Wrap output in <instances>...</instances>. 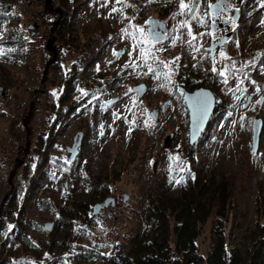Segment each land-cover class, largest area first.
Returning a JSON list of instances; mask_svg holds the SVG:
<instances>
[{"label": "rangeland", "instance_id": "374dc122", "mask_svg": "<svg viewBox=\"0 0 264 264\" xmlns=\"http://www.w3.org/2000/svg\"><path fill=\"white\" fill-rule=\"evenodd\" d=\"M226 1L227 12L215 19L208 15V0H199L196 16L203 20L201 26L197 20L175 15L176 0H68L65 6L60 0H52L53 8H61L67 17L54 33L56 62L43 83L45 63L52 57L45 46L57 14L45 12L44 0H0V87L4 93L0 97V204L10 190L7 178L14 161L23 155L22 119L28 114L29 105L33 103L29 122L32 146L26 160L32 155L37 136L51 120L49 96L64 92L78 116L62 128L51 152L68 162L66 147L72 146L74 137L82 132L79 151L86 143L91 157L87 174L92 180L106 178L105 198H115L113 207L104 209L82 236L70 241L69 250H55L64 256L66 264H93L73 255L87 249L115 254L143 231L149 192L169 185L164 170L179 160L181 148L191 147L187 138L185 144L175 148L171 138L173 130L181 125L186 126L188 135V123L175 92L185 82L225 98L221 110L229 111L220 114L214 136L205 141L204 167L208 177L216 181L225 178L233 204L246 214L237 235L245 250L255 222L256 190L259 186L264 188V0H247L244 12V1ZM152 18L168 28L164 39L157 43L148 37V22ZM181 22L191 27L195 40L188 36L187 28L179 27ZM34 25L37 28L32 35L29 26ZM137 28H143L149 39L143 47L150 49L148 64L157 70L159 79L144 65L141 46L134 48L137 41L132 36L140 35ZM10 31L17 41L10 40ZM227 34L230 36L225 44L213 49L211 57L208 47ZM87 57L91 60L82 69ZM225 70V76L218 74ZM162 73H168L170 78ZM139 85L145 86L141 98L133 90ZM153 111L156 121L151 117ZM255 118L260 119L262 129L258 149L252 152ZM86 131L89 135L85 137ZM167 136L171 138L168 149L164 148ZM17 173L13 183L22 175L19 170ZM50 173L54 177H45L43 187L34 192L26 227L29 241L21 240L12 248H3L10 257L7 264H46L52 258V254L45 253L44 240L49 231L44 225L53 223L54 200L64 190L62 185L65 191L68 185L65 172L50 167ZM48 194L54 198H47L52 210L42 208L44 205L38 202ZM124 194L128 196L126 202ZM209 231L210 222L197 241L203 255L210 247ZM67 232L68 229H61L59 235Z\"/></svg>", "mask_w": 264, "mask_h": 264}, {"label": "trees", "instance_id": "16d2710c", "mask_svg": "<svg viewBox=\"0 0 264 264\" xmlns=\"http://www.w3.org/2000/svg\"><path fill=\"white\" fill-rule=\"evenodd\" d=\"M67 1L60 0V3L65 6ZM212 1L208 0L207 4ZM242 1L244 3L241 11L244 12L247 0ZM66 17L67 13H64L58 28L64 25ZM10 22L8 19L7 23ZM199 25L203 26L200 23ZM9 37L10 40L17 41L12 31ZM89 57L84 61L82 69L86 68V63L91 60ZM72 72L74 73V70ZM183 85L190 90L198 86L192 82H185ZM175 92L187 124V110L177 88ZM64 93L49 96L51 120L37 136L32 155L25 159L19 169L22 172L21 177H17L18 181L13 183V189L8 191V197L0 208V264H7V258H10L6 251H3L4 247L12 248L21 240L29 241L26 227L30 205L34 200V192L43 187L42 180L45 177H54L50 173V167L65 172L68 188L65 191L66 187L62 185L64 190L60 197L54 200L55 209L47 203V198L54 199L50 194L38 201L44 205L42 208H53L55 213L52 212L56 214L53 228L44 240L45 253L52 254L46 264H66L64 256L56 252L69 250L70 241L77 240L87 231L92 224V205L108 195L106 178L99 176L92 180L87 174L91 157L89 150L85 149H89L86 143L72 163L59 159L51 152L62 128L78 116L73 113L75 106L70 103L69 95ZM215 96V112L200 139L189 148H181L179 160L170 163L164 170L163 174L169 178V185L162 190L149 192L143 231L131 237L126 245L120 246L115 254L104 255L97 250L87 249L74 254L73 258L90 260L93 264H264V188L259 186L256 190L255 222L247 236L244 250L237 240V235L243 227L246 214L238 211L233 204L229 183L225 178L216 181L215 178L208 177L205 171V141L214 136L213 129L220 121V114L229 111L221 110L224 96L222 95L223 99L220 95ZM84 135L86 137L89 133L86 131ZM186 136L185 125L173 130L172 146L178 148L177 145L185 144ZM180 162L181 167L178 169ZM125 163L124 161L123 167ZM177 170L180 173H177ZM209 222L210 247L203 255L199 252L197 241ZM78 223L81 224L80 227H76ZM61 229H68V232L61 236Z\"/></svg>", "mask_w": 264, "mask_h": 264}, {"label": "water", "instance_id": "95a60500", "mask_svg": "<svg viewBox=\"0 0 264 264\" xmlns=\"http://www.w3.org/2000/svg\"><path fill=\"white\" fill-rule=\"evenodd\" d=\"M216 3V1L214 3H212L213 5ZM223 3L227 4L226 0H223ZM44 10L45 12H49V13H56L57 14V19L52 23V27L50 29V38L47 40L46 42V46L45 49L48 52L52 53V57L50 60H48L45 63L44 66V72H43V79L42 82L44 83L46 81V77L48 74V70L50 68L51 65H53L56 62V57H57V52H56V47L54 45L56 37L54 35L55 31L57 30V27L59 25V22L63 16V12L62 9L57 7V8H53L52 6V0H44ZM209 12L211 11L213 14L212 16L215 19H218V16L215 14V10L213 9H209ZM228 10V7H227ZM221 12V13H226L227 12ZM238 20V13L235 12L234 15V21ZM159 25L160 27L157 28V32L159 33V35L162 37V39L160 41H162L164 39V36L168 30V28L160 23L159 21H157L156 19H150L148 22V37L151 39V41L153 43H157L155 40H152L150 34L151 29L156 26ZM222 24H219V28H222ZM36 26H29V29L32 30V35L35 34V30H36ZM158 29L162 32H159ZM212 29H214V26H212ZM230 36V34L225 35L224 37H222V39L215 44H211L208 49L210 51V56L212 57V50L215 48H220L222 45L225 44V42L227 41L228 37ZM159 41V42H160ZM145 86L144 85H139L133 88L134 91L137 92V96L138 98H141L144 92ZM178 91L182 94L183 97V102L185 104V108L187 110L188 113V145L189 146H193L196 144V142L200 139L202 133L205 131L210 117L211 115L215 112V107H216V103H215V96L213 95V93L206 89V88H202L200 86L195 87L192 90H187L186 88H184L183 86H179L178 87ZM3 89L0 87V97H3ZM197 100H201V101H206V106L202 105V104H197L196 101ZM109 103H106V105H108ZM32 109H33V103H31L29 105V111L28 114L22 119V125L25 129V146L23 149V155L21 157V159H15V163L14 166L12 168V170L9 172L8 178H7V184L10 187L9 192H11V190L13 189V180L17 174V171L20 169V167L24 164V161L27 157V155L30 152V128H29V122L31 120L32 117ZM151 117L153 120H157V115L156 112L153 111L151 112ZM261 129H262V123L260 121V119L255 118L253 120V124H252V137H251V150L252 152H256L258 149V145H259V139H260V134H261ZM82 138H83V133L82 132H78L77 135L74 137L73 140V144L70 147H66V152L69 154V162L72 163L74 161V159L78 156L79 154V148L82 142ZM171 147V138L170 136H167L164 140V148L168 149ZM8 197V193L3 197L2 202L0 204V208L3 204V202L7 199ZM128 199V196L126 194L123 195V202H126ZM115 205V198L114 197H107L105 198L103 201L101 202H96L95 204H93L92 206V213H91V219H97L100 215L101 212L108 208V207H113ZM44 228L48 231H51L53 228V223H47L44 225Z\"/></svg>", "mask_w": 264, "mask_h": 264}, {"label": "snow or ice", "instance_id": "6c2138e0", "mask_svg": "<svg viewBox=\"0 0 264 264\" xmlns=\"http://www.w3.org/2000/svg\"><path fill=\"white\" fill-rule=\"evenodd\" d=\"M117 2H119V0H117ZM176 2H177V6H178V12L175 13V15L186 16L189 20H197V23L203 24V20L198 19L197 16H196V12L198 10V5H199V0H176ZM227 7H228V5L226 3H223V0H216V3L214 5L213 4H209L208 5L209 9L215 10V14L217 16L221 12L226 11ZM212 14L213 13L211 11L208 13V15H212ZM159 27H160L159 25L154 26L151 29L150 34H149L151 36L152 40H155L156 42H159L162 39V37L157 32V28H159ZM179 27L180 28H187L188 29V32H187L188 36L192 37L193 40L196 39V36H194L193 33H192L191 27L186 22H181ZM136 32H138L140 35H139V38L137 36H135V35L132 36L133 40L137 41V43L134 44V48L137 47V46H141L140 47L141 58L144 61V65L148 66V71L149 72H151L154 75H156L157 70L153 69L148 64V61L151 58L150 49H148L146 47H143V45H146V44L149 43V39H148L147 36L144 35V29L143 28H137ZM200 35H204V33H201ZM173 43H175V41H173ZM221 55H223V53H221ZM133 66L136 67L137 65H133ZM165 67H167V64H165ZM213 71H216V69L213 68ZM218 74L220 76H225L226 75V70L225 71H220ZM162 75L166 79L170 78L168 73H162ZM156 78L159 79L160 76L156 75ZM224 82L227 83V79H225ZM84 95H87V93H84ZM196 103L206 106V101L197 100ZM173 159H175V158H173Z\"/></svg>", "mask_w": 264, "mask_h": 264}]
</instances>
